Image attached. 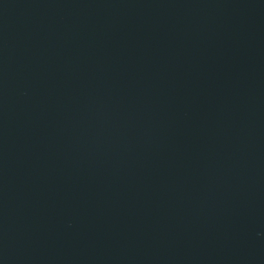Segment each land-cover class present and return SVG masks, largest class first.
Here are the masks:
<instances>
[{
	"label": "water",
	"instance_id": "1",
	"mask_svg": "<svg viewBox=\"0 0 264 264\" xmlns=\"http://www.w3.org/2000/svg\"><path fill=\"white\" fill-rule=\"evenodd\" d=\"M0 264H264V0H0Z\"/></svg>",
	"mask_w": 264,
	"mask_h": 264
}]
</instances>
